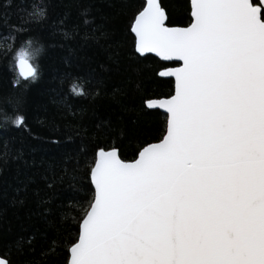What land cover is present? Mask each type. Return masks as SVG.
<instances>
[{
    "label": "snow or ice",
    "instance_id": "1",
    "mask_svg": "<svg viewBox=\"0 0 264 264\" xmlns=\"http://www.w3.org/2000/svg\"><path fill=\"white\" fill-rule=\"evenodd\" d=\"M189 7L183 27L170 26L159 0H144L131 18L135 52L176 65L159 72L174 78L169 93L145 100L165 110L164 126L131 158L96 147L65 264H264V0ZM23 32L13 26L10 35ZM0 49L16 86L39 78L35 41ZM70 90L86 94L79 79ZM3 120L22 127L26 117Z\"/></svg>",
    "mask_w": 264,
    "mask_h": 264
},
{
    "label": "trees",
    "instance_id": "2",
    "mask_svg": "<svg viewBox=\"0 0 264 264\" xmlns=\"http://www.w3.org/2000/svg\"><path fill=\"white\" fill-rule=\"evenodd\" d=\"M160 1L170 26H185L189 0ZM143 3L0 0V43L31 39L41 49L39 78L19 86L0 57V256L12 264H65L76 206L91 195L86 165L96 147L115 145L131 158L160 135L165 113L145 100L169 93L174 80L159 72L175 64L135 52L130 22ZM40 8L46 15L30 20ZM13 26L24 32L10 35ZM76 79L85 95L70 90ZM14 114L26 117L22 127L3 120Z\"/></svg>",
    "mask_w": 264,
    "mask_h": 264
},
{
    "label": "water",
    "instance_id": "3",
    "mask_svg": "<svg viewBox=\"0 0 264 264\" xmlns=\"http://www.w3.org/2000/svg\"><path fill=\"white\" fill-rule=\"evenodd\" d=\"M159 3L161 4V1L159 0ZM162 6V5H161ZM165 10V9H164ZM166 11V10H165ZM178 27H183V26H178ZM149 55H153V56H156V57H158L157 55H155V54H149ZM159 59H161L162 61H163V59L162 58H160V57H158ZM171 67H176V65L175 66H171ZM161 77H163V76H161ZM163 78H169V77H163ZM173 80H174V78H172ZM160 99V98H159ZM152 100H156V99H152ZM148 108H150V109H158V110H160V111H162V112H164L165 113V110H163V109H160V108H158V107H148Z\"/></svg>",
    "mask_w": 264,
    "mask_h": 264
}]
</instances>
